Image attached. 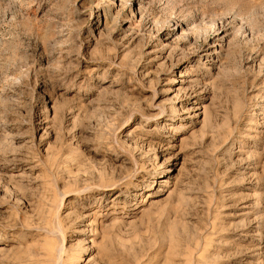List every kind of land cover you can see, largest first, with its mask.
Masks as SVG:
<instances>
[{
    "label": "rangeland",
    "instance_id": "obj_1",
    "mask_svg": "<svg viewBox=\"0 0 264 264\" xmlns=\"http://www.w3.org/2000/svg\"><path fill=\"white\" fill-rule=\"evenodd\" d=\"M0 264H264V0H0Z\"/></svg>",
    "mask_w": 264,
    "mask_h": 264
}]
</instances>
